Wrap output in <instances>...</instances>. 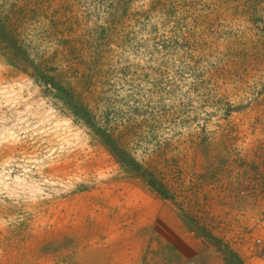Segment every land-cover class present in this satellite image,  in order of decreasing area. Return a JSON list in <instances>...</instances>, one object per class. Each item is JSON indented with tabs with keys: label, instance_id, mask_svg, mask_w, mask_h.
I'll return each mask as SVG.
<instances>
[{
	"label": "rangeland",
	"instance_id": "rangeland-1",
	"mask_svg": "<svg viewBox=\"0 0 264 264\" xmlns=\"http://www.w3.org/2000/svg\"><path fill=\"white\" fill-rule=\"evenodd\" d=\"M149 210L184 226L149 264H264V0H0V264H101Z\"/></svg>",
	"mask_w": 264,
	"mask_h": 264
},
{
	"label": "crops",
	"instance_id": "crops-1",
	"mask_svg": "<svg viewBox=\"0 0 264 264\" xmlns=\"http://www.w3.org/2000/svg\"><path fill=\"white\" fill-rule=\"evenodd\" d=\"M148 211V209H147ZM152 215L150 217H146L145 220L142 222V226H137L138 229H142L143 231H149L147 234H150V238H148L145 234L144 239H147L146 241L140 240L141 237L137 238L136 235H133L130 239L128 238L127 240H124L121 244L123 245L122 247H118L116 251H112L110 254V250H105L104 248H98L94 243H88L85 244V247L88 249V253L92 255L98 256L100 254L102 258V261L100 262L101 264H109V257L111 255H116L112 257L111 259H121L123 256H125V253H127L128 256V264H149L146 261V254H154L155 252L151 253V248L154 247L157 243L159 244L160 241L155 242L157 240L156 237V229H159V224H166L167 220L169 219L171 223H174V226L176 227H184L182 221H177L173 220L172 215L168 214V216L163 220L164 214L162 211L156 213V215L153 218V213L152 211L149 210ZM187 232L182 230L180 237L177 238V242H170V239L164 244L165 248L161 253L162 257L158 258V264H216L214 261L213 257L211 254H208L207 252H198L199 249L193 248L195 245V240L193 238L185 237ZM166 235V234H164ZM81 241L84 242L86 239H81ZM150 239V240H149ZM149 240V241H148ZM127 245V246H126ZM84 249V248H83ZM194 250H197L194 252ZM159 251V250H158ZM143 256H142V255ZM96 256H91V261L94 262L96 259ZM174 256V257H173ZM198 257V261L194 260V257ZM142 258V260H141ZM156 264V262L154 263ZM221 264H224L223 262Z\"/></svg>",
	"mask_w": 264,
	"mask_h": 264
},
{
	"label": "trees",
	"instance_id": "trees-1",
	"mask_svg": "<svg viewBox=\"0 0 264 264\" xmlns=\"http://www.w3.org/2000/svg\"><path fill=\"white\" fill-rule=\"evenodd\" d=\"M96 64H97V62L92 63L90 65V68L91 69H97ZM40 80H42V82L45 85L49 86L50 87L49 89H51V90L53 89L52 91L55 94H58L61 97H63L64 100L66 97L68 99V103H70L72 105V108L73 107L78 108L81 106L80 101H76V99L73 96V88H72L71 84L66 85L65 87H62L59 80H57L56 78H54L53 76H50V75H43L42 73H41V79ZM89 123L95 124L93 122H89ZM103 133L105 135V141L107 142V144L109 146H111L113 149H115L118 153L122 152L120 149H118V145H117L113 135L112 134L107 135L106 132H103ZM225 262L227 264H236V262H238V258H236V256L234 254L229 253L227 255V258H225Z\"/></svg>",
	"mask_w": 264,
	"mask_h": 264
}]
</instances>
